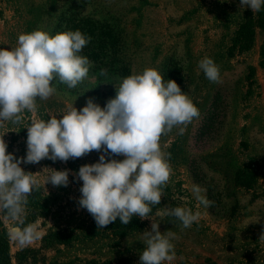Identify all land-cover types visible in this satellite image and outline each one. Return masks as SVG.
I'll list each match as a JSON object with an SVG mask.
<instances>
[{"label":"rangeland","instance_id":"374dc122","mask_svg":"<svg viewBox=\"0 0 264 264\" xmlns=\"http://www.w3.org/2000/svg\"><path fill=\"white\" fill-rule=\"evenodd\" d=\"M34 30L50 35L80 30L90 36L79 54L93 66L74 88L57 78L56 92L37 99L35 113L25 110L19 124L0 127V135L7 132V152L18 159L26 156V127L33 119L46 121L70 105L79 110L89 98L103 108L124 77L156 69L165 81L175 80L200 112L183 135L173 129L160 140L162 151L171 153L173 175L150 215L161 233H175L170 264H264V6L254 13L241 8L240 0H0V48L15 47L19 34ZM205 57L219 66V83L210 82L198 67ZM101 154L21 163L40 182L24 216L39 238L20 245L10 236L16 222L0 210V246L12 264L22 252H32L35 264H139L143 232L151 230L152 220L134 216L139 229L114 237L117 223L98 229L78 203L79 168L98 162ZM45 168L69 170L68 186L43 187ZM194 185L212 202L210 207L196 199ZM176 206L198 211L199 220L185 229L176 218L157 215ZM53 233H64L66 241L49 244L45 238Z\"/></svg>","mask_w":264,"mask_h":264},{"label":"clouds","instance_id":"9594fccd","mask_svg":"<svg viewBox=\"0 0 264 264\" xmlns=\"http://www.w3.org/2000/svg\"><path fill=\"white\" fill-rule=\"evenodd\" d=\"M240 6L255 13L264 6V0H240ZM90 41L91 37L80 30L55 35L34 30L19 34L15 47L0 48V127L6 122L19 124L25 110L35 113L37 99L47 100L56 92L53 81L57 78L68 88L82 82L93 65L79 53ZM198 67L210 82H220V69L212 58L201 59ZM106 73L101 69V75ZM199 115V109L175 80L165 81L158 70L145 68L124 77L115 98L103 108L89 98L79 110L70 105L46 121L33 119L26 127L25 157L18 159L7 152L3 139L7 132L0 135V210L6 219L16 222L10 236L20 245L39 238L35 226L25 224L24 216L28 198L40 182L36 173L25 172L21 163L36 164L46 158L67 162L102 151L98 162L82 165L77 173L83 181L80 207L92 215L98 229L118 218L123 225L134 216L152 220L151 230L143 232L145 248L139 264H170L175 258V233H161L159 223L150 215L153 207L161 204L173 175L171 153L162 151L160 140L173 129L183 135ZM109 155L124 159H107ZM45 169L48 175L43 187L46 183L68 186L69 170ZM192 191L204 207L211 206L198 185ZM157 215L174 217L185 229L200 218L198 211L186 206L165 207Z\"/></svg>","mask_w":264,"mask_h":264},{"label":"trees","instance_id":"16d2710c","mask_svg":"<svg viewBox=\"0 0 264 264\" xmlns=\"http://www.w3.org/2000/svg\"><path fill=\"white\" fill-rule=\"evenodd\" d=\"M114 223H117V225L113 226L112 228L114 229V231H112L113 233L111 232V234H113L112 236L114 237L126 236L130 232H133L139 229L140 224H141L139 223V220H137L135 217H133L130 223H128L127 225L121 224V222L119 221V218ZM66 238L67 237L64 233H53V234H49L48 236H46L45 241H47L49 244H52L51 242L60 243L62 240L66 241ZM32 256H33L32 252L18 253L16 256V264H35V260ZM0 264H12L11 258L9 256L7 249L4 247V244L0 246ZM66 264H112V263L111 262H99L96 260H83V261L69 262Z\"/></svg>","mask_w":264,"mask_h":264}]
</instances>
